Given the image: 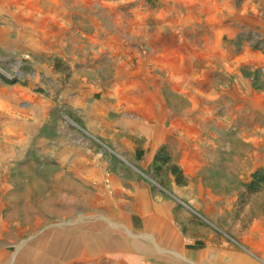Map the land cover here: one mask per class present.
Instances as JSON below:
<instances>
[{
  "label": "rangeland",
  "instance_id": "374dc122",
  "mask_svg": "<svg viewBox=\"0 0 264 264\" xmlns=\"http://www.w3.org/2000/svg\"><path fill=\"white\" fill-rule=\"evenodd\" d=\"M56 3L38 7L34 22L13 24L21 34L19 51L0 47V84L30 87L37 107L56 104L35 143L64 138L71 147H93L101 159L118 164L112 144L81 125L80 116L91 111L79 104L87 100L83 91L95 90L98 110L111 111L113 105L124 118L139 120L160 108L172 117L189 116L198 127L194 143L208 164L186 178L176 163L182 185L165 167L160 174L153 166L140 174L158 190L170 191L174 182L210 193L206 204L199 200V208L209 206L206 215L185 202L193 218L261 262L254 251L255 223L264 222V187L251 195L246 185L264 169V0ZM27 24L35 30L26 32ZM124 85L131 86L130 96L121 94ZM167 143L179 148L175 137ZM47 158L35 150L23 164L4 167L0 264H66L59 262L60 238L74 242L82 201L75 180L60 179V168Z\"/></svg>",
  "mask_w": 264,
  "mask_h": 264
},
{
  "label": "crops",
  "instance_id": "0c3cea01",
  "mask_svg": "<svg viewBox=\"0 0 264 264\" xmlns=\"http://www.w3.org/2000/svg\"><path fill=\"white\" fill-rule=\"evenodd\" d=\"M56 2L0 0L1 49L10 53L19 51L21 34L13 24L22 19L34 22L35 19L30 18L40 16L36 12L38 7ZM27 25L26 32L35 30ZM130 88L126 85L122 92L118 91L130 96ZM93 91H83L87 100H79V104L91 106V111H84L80 116L81 125L89 135L112 144L119 156L118 164L117 161L101 159L93 147L84 150L71 147L64 138L58 142L51 139L35 143L37 132L52 117L56 104L50 103L45 108L41 106L45 104H38L37 107L32 103L36 95L30 87L0 84V193L7 183L4 167L8 169V166L23 164L35 150H40L51 164L60 168V179L66 178L67 181L69 176L79 185L78 199L82 205L76 211L75 240L66 239L63 244L60 238L59 262L264 264V222L255 223L254 251L261 263L242 250L229 246L225 239L215 237L210 225L198 223L193 218L192 210L185 202L198 206L206 215L209 206L199 208L202 205L199 200L206 204V200L211 199L210 193L203 189L194 190L191 186L179 187L174 182L170 191L158 190L140 174L147 173L160 147L173 137L179 141V148L172 149L173 157H178L177 164L186 178L195 176L208 164L202 149L194 143L198 127L192 118L172 117L162 108L155 114L138 116L139 120L124 118L116 115L113 105L111 111L98 110L94 105L97 93ZM63 94L67 101L66 92ZM24 100L31 101L29 107H21ZM222 124L221 121L218 124L214 122L217 126Z\"/></svg>",
  "mask_w": 264,
  "mask_h": 264
},
{
  "label": "trees",
  "instance_id": "16d2710c",
  "mask_svg": "<svg viewBox=\"0 0 264 264\" xmlns=\"http://www.w3.org/2000/svg\"><path fill=\"white\" fill-rule=\"evenodd\" d=\"M8 81V80H6ZM172 147L168 143L164 144L157 152L154 160L153 170L155 174H160L165 167L176 176L177 183L182 185L184 182L183 174L175 164L177 159L173 157ZM264 187V169L255 172L251 181L246 185L247 192L251 195L258 194Z\"/></svg>",
  "mask_w": 264,
  "mask_h": 264
}]
</instances>
